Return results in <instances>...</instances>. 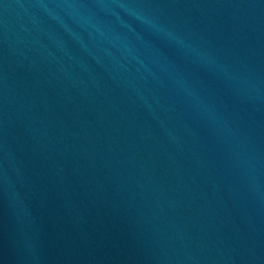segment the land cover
<instances>
[{
	"label": "water",
	"instance_id": "water-1",
	"mask_svg": "<svg viewBox=\"0 0 264 264\" xmlns=\"http://www.w3.org/2000/svg\"><path fill=\"white\" fill-rule=\"evenodd\" d=\"M0 264H264V0H0Z\"/></svg>",
	"mask_w": 264,
	"mask_h": 264
}]
</instances>
